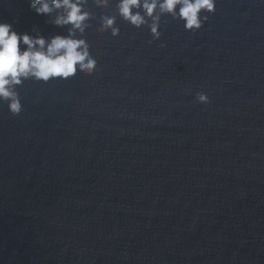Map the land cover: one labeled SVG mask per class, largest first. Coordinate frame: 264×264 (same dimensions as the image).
<instances>
[{
  "label": "water",
  "instance_id": "1",
  "mask_svg": "<svg viewBox=\"0 0 264 264\" xmlns=\"http://www.w3.org/2000/svg\"><path fill=\"white\" fill-rule=\"evenodd\" d=\"M208 15L151 44L93 21L94 74L0 103V264H264V0ZM46 20L0 0L18 32H65Z\"/></svg>",
  "mask_w": 264,
  "mask_h": 264
},
{
  "label": "clouds",
  "instance_id": "2",
  "mask_svg": "<svg viewBox=\"0 0 264 264\" xmlns=\"http://www.w3.org/2000/svg\"><path fill=\"white\" fill-rule=\"evenodd\" d=\"M217 0H29V8L47 17L46 23L65 29L45 36L37 26L18 32L13 23L0 21V103L12 115L23 111L19 87L27 80L48 83L68 80L78 74L92 75L98 60L92 55L87 30L96 22V32L118 37V18L136 29L146 28L148 41L161 38L163 17L183 23L185 31L195 33L216 11ZM93 8L101 10L96 15ZM111 10V11H110ZM161 47H164L162 44ZM198 103H210L206 92L195 94Z\"/></svg>",
  "mask_w": 264,
  "mask_h": 264
}]
</instances>
